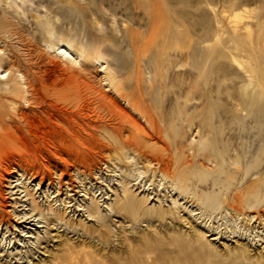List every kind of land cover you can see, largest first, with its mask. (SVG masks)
Wrapping results in <instances>:
<instances>
[{
  "label": "rangeland",
  "instance_id": "rangeland-1",
  "mask_svg": "<svg viewBox=\"0 0 264 264\" xmlns=\"http://www.w3.org/2000/svg\"><path fill=\"white\" fill-rule=\"evenodd\" d=\"M60 41L72 44L73 56L80 49L82 64L68 62ZM107 71L122 97L102 85ZM31 84L69 97L50 98L54 110L41 113L24 101ZM99 90L120 108L101 107ZM13 99L28 113L39 111L47 127L77 124L63 134L75 146L60 161L76 188L65 213L76 227L46 229L39 216V224L21 222L17 214L26 208L12 211L8 195L13 169L3 171L13 158L0 161L1 208L8 212L0 264H264V0H0V106L10 111ZM127 100L138 103L145 121ZM121 110L144 128L136 154L118 150L110 132L118 128L125 140L133 131ZM42 151H35L36 175L50 172L51 155ZM37 181L27 183L31 190ZM124 184L130 209L117 202ZM91 198L102 217L110 203L124 212L106 217L109 229L102 228L100 216L86 212Z\"/></svg>",
  "mask_w": 264,
  "mask_h": 264
},
{
  "label": "bare ground",
  "instance_id": "bare-ground-1",
  "mask_svg": "<svg viewBox=\"0 0 264 264\" xmlns=\"http://www.w3.org/2000/svg\"><path fill=\"white\" fill-rule=\"evenodd\" d=\"M158 8H159V6H158ZM158 12V11H157ZM160 15V14H159ZM152 26V25H151ZM167 33V32H166ZM60 43L62 44V46H59V47H57V50L59 51V52H62V54H68V55H71V57L73 58L72 59V61L70 62V61H68L69 63H71L72 65L73 64H76V63H79V64H82V62H81V60L83 61V60H85L86 58H85V55L82 53V52H80L79 50L80 49H75V51L77 52V54H79L78 56H77V54H76V56L74 55H72L71 53H70V51H71V49L70 48H72L73 46H71L72 44H70V43H68V42H66V41H60ZM50 47H52V46H50ZM53 48V47H52ZM70 49V50H69ZM79 52V53H78ZM142 52V51H141ZM138 55H139V53H138ZM137 58V57H136ZM136 58H135V60H136ZM141 58H142V56H141ZM138 60V62H140L141 61V59H140V55H139V58L137 59ZM234 61H235V59H234ZM138 62H136L137 64H138ZM100 63V62H99ZM105 63V62H104ZM140 63H142V62H140ZM139 63V64H140ZM56 64V63H55ZM66 64V63H65ZM78 64V65H79ZM89 64V63H88ZM77 65V64H76ZM90 65H92V67H93V65H94V63L93 64H90ZM103 64H100L99 65V67H101V68H103V66H102ZM141 65V64H140ZM56 66V65H55ZM75 66V65H74ZM70 67V66H69ZM67 68V67H66ZM137 68H139L138 66H137ZM136 68V69H137ZM46 69V68H45ZM52 69H53V67H52ZM47 70H48V68H47ZM101 70V69H100ZM40 72L42 71V69L41 70H39ZM40 72H38V73H40ZM47 72V71H46ZM104 72V71H103ZM141 72V71H140ZM140 72H139V74H140ZM52 73H54L55 74V72H53V70H52V72H49V74H52ZM46 74V73H45ZM44 74V75H45ZM48 74V73H47ZM48 74V75H49ZM138 74V73H137ZM40 75V74H39ZM38 76V75H37ZM52 76H53V74H52ZM140 76H141V74H140ZM139 76V77H140ZM45 77H47V75L45 76ZM44 77V78H45ZM21 78H23L22 76H21ZM38 78V77H37ZM39 78H41L40 76H39ZM42 79H43V76H42ZM39 79V80H41V81H43V80H45V79ZM70 79V78H69ZM101 80L100 81H102V85H106L111 91H113V92H111V93H113L114 95H115V97H117V96H119V97H122V96H120L121 95V93H120V91H119V89H116V88H119V87H116V84H117V81H116V79L117 78H115V76H113L112 74H110L108 71L107 72H105V73H103V75H102V77L100 78ZM37 80V79H36ZM48 78L46 79V84H47V82H48ZM51 80V79H50ZM51 81H53V80H51ZM51 81H49V82H51ZM48 82V83H49ZM55 82H56V80H55ZM44 83V82H43ZM104 83V84H103ZM33 84V83H32ZM30 85L29 87H30V93L28 94L29 95V97H27V98H24V101L25 102H27L28 104H30V105H32V104H34V105H36V107H43V112H41V113H44V114H46V113H48V115H49V113L51 112L52 113V111L54 110V108L53 107H55V105H53V103L55 102H53L52 103V101L51 100H55L57 97H56V95H58V94H60L61 92H58L57 90H56V88L55 89H53V90H51L50 88L48 89V87L46 88L49 92H47V94H44L43 92H41L39 89H41L42 88V85H41V88H39V89H36L35 88V86H33V85ZM52 84V83H51ZM45 85V84H44ZM50 86H54V85H50ZM61 86V85H60ZM57 87V86H56ZM63 87V86H62ZM106 87V88H107ZM137 87H138V85H137ZM52 88V87H51ZM64 88H65V86H64ZM75 89V88H74ZM77 89V88H76ZM104 89H105V87H104ZM109 89H107V91L109 90ZM55 90V91H54ZM95 90V89H94ZM117 90H118V92L120 93V95H118V92H117ZM15 91V90H14ZM57 91V92H56ZM64 91H66V90H64ZM80 91V90H79ZM95 91H97V90H95ZM105 91V90H104ZM67 92V91H66ZM72 92V91H71ZM99 92V97H101L100 99H99V97L97 98V99H99L100 100V102L99 101H97L98 102V104H101V107L102 106H104L105 108H115V109H119L120 107V104H117L118 103V100H117V102H116V99H115V97H113V95H108L107 94V92L105 93V92H101L100 90L98 91ZM110 92V91H109ZM63 93H61V95H62ZM70 94H73V93H70ZM92 94V93H91ZM98 94V93H97ZM65 96H67V98L69 97V95H67V94H64ZM64 95H62L61 97H63ZM83 95H85V94H83ZM88 95V94H87ZM92 95H94L95 96V94H92ZM123 95V94H122ZM75 96V95H74ZM93 96V97H94ZM97 96V95H96ZM81 97H83L82 95H81ZM92 97V98H93ZM50 98H53V99H51L50 100ZM63 98H65V97H63ZM127 98V97H126ZM72 100H73V97L71 98ZM70 99V100H71ZM86 99V98H85ZM94 99H95V97H94ZM59 100V99H58ZM68 100V99H67ZM75 100V99H74ZM93 100V99H92ZM138 100H139V98H138ZM83 100H80V102H82ZM96 101V100H95ZM133 101V100H132ZM12 102V107H10L11 108V110L9 111V110H7V109H5V108H8V107H5L4 105H1L0 106V161L1 162H4L5 160H7V159H11V158H13V162H10V165L8 166V167H5V169L3 168V171H5V172H7L9 169H13L10 173H12V174H14V176H12V174H8V175H10L9 176V179H8V188H9V191H8V195L10 196V200H12V207H13V209H12V211H17L16 210V208L17 207H20V206H24V208H26L24 211V213L21 215V217H20V215L19 214H17L18 215V217H19V219H22L21 220V222H25L26 220H30V221H34V220H37L36 222L39 224L40 222H44L43 224H45V226H47V228L46 229H48L49 227H53V226H55V225H57L59 222H64L65 224H68V226L70 225V226H72V228H73V230H75V223H73V222H70L69 221V219H66V215H65V213H66V209L68 208V207H70V202H71V200H68V199H70L71 198V196L73 195L72 193L73 192H75V189H74V186L75 185H73L71 182V178H69V180L67 179L66 181H65V172L63 171V167H62V165H61V162L60 161H62L61 160V157L63 156V155H65V154H67V153H69L68 151H70L69 149V147H70V145H74V143L72 142V144H70L69 142H68V138H67V136L65 137L64 135V132L66 133V134H70V132L72 131V126L74 127V125L76 126L77 124H72V126H71V124H69L70 126H66V124H63V125H65V126H63L62 125V127H61V129H58L61 125H59L58 123V125H57V129L56 128H53V127H47L48 125L46 124V123H44V121L42 120V118L43 117H41V114L40 113H38L39 111H37L36 113H28L27 111H25L24 110V108L21 106V105H19V103L17 104V102L13 99V101H11ZM88 102V101H87ZM126 103L125 104H127L128 105V107H129V109L130 110H132L134 113H135V115H137V118L139 117V118H141V119H143L144 121H145V118H144V115L140 112V109L138 108V103H135V102H128V100L127 101H125ZM55 103H57V102H55ZM72 104H75V103H72ZM78 104V103H77ZM77 104H75V105H77ZM93 104H94V102H93ZM11 105V104H10ZM119 105V106H118ZM56 106H58L57 104H56ZM100 106V105H99ZM5 107V108H4ZM38 108V109H39ZM48 108H53L51 111H48ZM84 108V107H83ZM100 108V107H99ZM12 109H13V111H12ZM37 109V108H36ZM82 109V108H81ZM108 109H107V111H108ZM112 109H111V111H112ZM122 109V108H121ZM42 110V109H41ZM48 111V112H47ZM57 111H58V109H57ZM56 111V112H57ZM88 111V110H87ZM103 111V110H102ZM110 111V112H111ZM116 110H114V112H115ZM119 111V110H118ZM121 111H123V112H121L122 114H124V115H126L125 117H124V119H123V121L124 120H126L125 122H130V123H132L131 121H130V118L131 117H129L128 115H127V113H124V110H121ZM131 111V112H132ZM56 112H55V114H56ZM59 112V111H58ZM61 112V111H60ZM59 112V113H60ZM65 112V111H64ZM109 113V112H108ZM133 113V114H134ZM144 113V112H143ZM58 114V113H57ZM62 114V113H61ZM112 114H113V112H111V116H112ZM115 114V113H114ZM65 115V114H64ZM121 115V114H120ZM120 115H119V117H120ZM46 116V115H45ZM44 116V117H45ZM57 116V115H56ZM62 116H63V114H62ZM117 116H118V114H117ZM122 116V115H121ZM48 117V116H47ZM51 117H52V115H51ZM135 117V116H134ZM54 118V117H53ZM56 118V117H55ZM62 118V117H61ZM126 118V119H125ZM149 118V117H148ZM44 119V118H43ZM48 120L50 119V117H48L47 118ZM57 119V118H56ZM99 119V118H98ZM128 119V120H127ZM134 119V118H133ZM132 119V120H133ZM86 120H88V119H86ZM66 121V120H65ZM65 121H63V122H65ZM105 121V120H104ZM122 121V122H123ZM150 121V120H149ZM46 122V121H45ZM51 122V121H50ZM71 121L69 120V122L68 123H70ZM83 122V121H82ZM115 122V121H114ZM137 121L135 120V122H133L131 125L133 126L132 128H133V131L130 129V131H132V132H129L130 134H127L128 136L126 137V139L124 140V138L122 139V137H121V134L123 135V134H125V133H121L122 131H120L118 128H117V126H116V128H117V130H115V128H113V130H111L110 132H112V134L114 133L115 134V136L117 137V140H118V143H119V147L117 148L118 150H120L121 152L123 151H126V150H133L134 151V149H135V154H136V152H137V150H136V147H138V146H140L141 145V142L143 141L142 139L143 138H141V132L143 131V129L141 128V125L139 126V125H137V124H135ZM147 122V121H146ZM56 123V122H55ZM66 123V122H65ZM73 123V122H72ZM75 123V122H74ZM91 123H93L92 121H91ZM130 123H128V124H130ZM145 123V122H144ZM49 124V123H48ZM54 123H52V125H53ZM82 124V123H81ZM88 124V123H87ZM87 124H85L86 126H87ZM104 124H106V123H104ZM103 124V125H104ZM151 124V123H150ZM47 125V126H46ZM149 125V124H148ZM91 126V125H90ZM101 126H102V124H101ZM105 126H107V124L105 125ZM77 127V126H76ZM82 127V126H81ZM92 127H93V125H92ZM104 126H102V127H100L99 126V129H101V128H103ZM118 127H120L119 125H118ZM122 127V126H121ZM84 128L85 127H83V128H81V129H83L84 130ZM87 128V127H86ZM105 128V127H104ZM104 128H103V130H104ZM110 128V127H109ZM109 128L107 129V131L109 130ZM123 128H127V127H123ZM122 128V129H123ZM74 129H75V127H74ZM78 129V128H77ZM76 129V130H77ZM89 129V128H88ZM87 129V130H88ZM95 129V128H94ZM106 129V128H105ZM121 129V130H122ZM151 129V128H150ZM61 130L63 131V133L61 132ZM76 130H73V131H76ZM80 130V129H79ZM82 130V131H83ZM92 130H93V128H92ZM125 130V129H124ZM147 130V129H146ZM72 131V132H73ZM155 131V130H154ZM85 132V131H84ZM106 132V131H105ZM109 132V131H108ZM126 132V131H125ZM128 132V131H127ZM126 132V133H127ZM147 131H145V133H146ZM76 133V132H75ZM77 133H78V131H77ZM87 133H89V132H87ZM94 132H91L90 134H89V136H90V138L89 139H91V140H96V137H95V135L93 134ZM99 133V132H98ZM148 133V132H147ZM146 133V134H147ZM153 133H155V134H157L156 132H153ZM64 134V135H63ZM74 135V134H73ZM78 135V134H77ZM109 135H111V133L109 134ZM108 135V136H109ZM76 136V135H75ZM86 136V135H85ZM84 136V137H85ZM113 136L114 135H112V138H113ZM69 137V136H68ZM70 137H72V136H70ZM74 137V136H73ZM72 137V138H73ZM79 137V136H78ZM78 137H75V138H78ZM87 137H85L84 139L86 140L87 139ZM145 137H147V136H145ZM80 139V142H83L82 140H81V136L79 137ZM102 138V137H101ZM111 138V137H110ZM115 138V137H114ZM83 139V140H84ZM89 139H88V141H89ZM99 139V138H98ZM112 140V139H111ZM114 140V139H113ZM142 140V141H141ZM39 141V143H41V144H43V146L47 149V151L49 152V154L51 155H49L50 156V158H48V164H49V166H50V172L48 173V175L47 174H42V175H36L38 172H37V167H36V163H37V161L35 160V158H36V156H35V154L37 155V153H40V154H42V153H44L43 151H42V149L44 148L42 145H37L36 144V142H38ZM99 140H97V142H98ZM108 141V140H107ZM146 141H148V140H146ZM94 142V144L96 143V141H93ZM100 142V141H99ZM98 142V143H99ZM102 142V141H101ZM97 143V144H98ZM144 143H146L145 141H144ZM91 144H92V142H91ZM94 144H93V146H94ZM97 144H95V145H97ZM100 144V143H99ZM81 145V144H80ZM115 145V144H114ZM143 145V144H142ZM40 146H42L43 148L41 149V147ZM75 146V145H74ZM99 146V145H98ZM103 146V145H102ZM116 146V145H115ZM115 146H114V148H115ZM148 145H146V147H147ZM152 146V145H151ZM73 147V146H72ZM71 147V149H73ZM84 147V146H83ZM92 147V146H91ZM75 148V147H74ZM96 148H97V146H96ZM101 148V147H100ZM103 148V147H102ZM104 148H105V146H104ZM103 148V149H104ZM106 148H108V147H106ZM110 148V147H109ZM142 148H143V146H142ZM36 149V150H35ZM78 149H79V147H78ZM90 150V149H89ZM94 150L96 151V149L94 148ZM102 150V149H101ZM100 150V151H101ZM112 150V149H111ZM110 150V152H113V151H111ZM35 151L37 152V153H35ZM47 151H46V153H47ZM73 151H75V150H73ZM78 151V150H77ZM95 151H93V152H95ZM99 151V150H98ZM97 151V152H98ZM99 151V152H100ZM119 151V152H120ZM139 151V150H138ZM141 151V150H140ZM149 151V150H148ZM104 152V151H103ZM107 152H109V150L107 151ZM122 152V153H123ZM102 153V152H101ZM114 153H115V150H114ZM126 153V152H125ZM133 153V154H134ZM138 153V152H137ZM70 154H71V152H70ZM116 154H118L117 153V151H116ZM121 154V153H120ZM120 154H118L117 155V158H118V156H120L121 158H122V156L120 155ZM127 154V153H126ZM126 154H125V156H126ZM134 154V155H135ZM67 155H69V154H67ZM66 155V156H67ZM73 155V154H72ZM88 155H90V154H88ZM113 155V154H112ZM115 155V154H114ZM113 155V156H114ZM127 155H129V153L127 154ZM130 155H132V153L130 154ZM139 156H142L141 154L139 155ZM67 157H70V156H67ZM73 157V156H72ZM81 157V156H80ZM131 157V156H130ZM135 157V156H134ZM134 157H133V159H134ZM137 157L138 156H136V159H137ZM146 157V156H145ZM144 157V158H145ZM159 157V156H158ZM55 160V161H53V159ZM113 158V157H112ZM120 158V159H121ZM129 157H127L126 158V162L125 161H123V162H125V163H129L130 161H129V159H128ZM52 159V160H51ZM68 160H69V158H67ZM114 160H115V158H113ZM125 159V158H124ZM141 159V158H140ZM71 160V159H70ZM114 160H112V161H114ZM146 160V159H145ZM144 160V161H145ZM149 160V159H148ZM119 161H121V160H119ZM132 161V160H131ZM0 162V165L2 164ZM115 162V161H114ZM122 162V161H121ZM146 162H148V161H146ZM150 162V161H149ZM185 162H187L186 160H185ZM63 163H65V162H63ZM62 163V164H63ZM143 163V162H142ZM145 163V162H144ZM184 163V162H183ZM130 164V163H129ZM135 164H137V163H135ZM147 164V163H146ZM149 164V163H148ZM66 165V164H65ZM140 166V165H139ZM142 167V166H141ZM119 168V167H118ZM144 168V167H143ZM1 169H2V166H1ZM0 169V170H1ZM67 169V168H66ZM41 170V169H40ZM65 170V169H64ZM77 170V169H76ZM164 170V169H163ZM34 171H35V173H34ZM136 171V170H135ZM51 172H53V173H51ZM81 172V171H80ZM123 172V171H122ZM161 172V171H160ZM167 172V171H166ZM124 173V172H123ZM122 173V174H123ZM153 173V172H152ZM41 174V173H40ZM76 174H80L79 173V170H77L76 171ZM54 175V176H53ZM88 175V177H89V174H87ZM130 175H132V174H130ZM84 176V175H83ZM128 176V175H127ZM154 176V175H153ZM166 176V175H165ZM91 177V176H90ZM136 177V176H135ZM0 178H3V175L1 176V174H0ZM35 179H37L38 181H37V183L35 184V190L36 191H34V189H30L29 188V185H27V183H31L32 181H34ZM80 179V178H79ZM173 179V178H172ZM26 181V182H25ZM83 182V181H82ZM1 183V182H0ZM73 185V186H72ZM79 185V184H78ZM126 185H128V184H124V185H122V190H121V195L120 196H117V197H120V201H117L118 203L119 202H121L122 204H124L125 206H128L129 207V209H130V199H129V194H128V192H129V190H130V187L128 188ZM43 186H44V188L45 189H42L43 188ZM41 189H42V191H41ZM88 189V188H87ZM2 189L0 188V230H1V228H2V226H6L7 227V224H8V222H7V219H6V215L5 214H8V212H5V210L3 209V208H1L2 207V201H4L3 200V197H2ZM87 191V190H86ZM91 191V190H90ZM39 192V194H38V196H36L37 195V193ZM131 192V191H130ZM64 193V195H65V198L64 199H60V197L62 196V194ZM91 193V192H90ZM22 194V195H21ZM93 194V193H92ZM100 195V194H99ZM16 196V197H15ZM85 196H87V195H85ZM131 196V195H130ZM23 197H26V198H24V200H22V198ZM93 197H95V195L93 196ZM97 197V196H96ZM132 197V196H131ZM130 197V198H131ZM37 198L38 199H40V200H38L37 201ZM63 198V197H62ZM44 200V203H46L47 204V208H42V206H40L39 205V201L41 202V201H43ZM132 200V199H131ZM135 200V199H134ZM134 200H132V201H134ZM25 201H27V202H25ZM57 201H60V204L62 203V208L61 209H55V208H57V206H56V202ZM130 201V202H129ZM136 201V200H135ZM136 203V202H135ZM72 204V203H71ZM115 204H117V203H115ZM120 204V203H119ZM67 205V206H66ZM121 205V204H120ZM133 205V204H132ZM174 205H175V203H174ZM79 206V205H78ZM113 206H115L114 204H113ZM112 205H111V203L110 204H107V206H106V210H107V213H105V214H103V215H105V216H103L102 217V215H101V213H100V209L98 208L99 206H98V201H96L95 200V198H91L90 199V202H89V204H88V206H86V212H87V214H88V216H90V217H96V218H98L99 216H100V218H101V225H102V228H106V229H109L108 228V219H109V216L110 215H117V214H119L120 215V213L122 212H124L123 210L121 211V209H120V207H119V209L117 210L116 208H114ZM125 206H124V208H125ZM134 206V205H133ZM116 207V206H115ZM178 207H180V206H178ZM177 207V208H178ZM131 208H132V206H131ZM126 209H128V208H126ZM23 210V209H22ZM100 210V211H99ZM133 210H135V209H133ZM132 210V211H133ZM128 211H130V210H128ZM128 211L126 210L125 212H127L128 213ZM179 211V210H178ZM131 212V211H130ZM147 212V211H146ZM11 213V212H10ZM14 213V212H13ZM12 213V214H13ZM11 214V215H12ZM262 214H264V213H262ZM247 215V214H246ZM37 216H39L40 217V219L42 220V221H40V222H38L39 221V218L38 219H35ZM125 216V215H124ZM32 217H33V219H32ZM106 217H108V219L107 220H105L106 219ZM128 217V216H127ZM257 217V216H256ZM262 217V216H261ZM32 220H31V219ZM126 218V217H125ZM249 218H250V216H249ZM249 218H247L248 220H249ZM255 218V217H254ZM97 220V219H96ZM259 221H260V219H259ZM30 223V222H29ZM36 223V224H37ZM63 224V223H62ZM100 224V223H99ZM37 227H39V228H41V227H44V225H37ZM254 227V226H253ZM70 228V227H69ZM49 233V231L47 230L46 231V234H48ZM88 233H90V232H88ZM28 237H31V236H28ZM48 241V238H46V242ZM65 245H66V243H65ZM66 256V255H65ZM90 256V255H89ZM86 257H88V255H86ZM89 259V258H88ZM43 262V261H42ZM89 262V261H88Z\"/></svg>",
  "mask_w": 264,
  "mask_h": 264
}]
</instances>
